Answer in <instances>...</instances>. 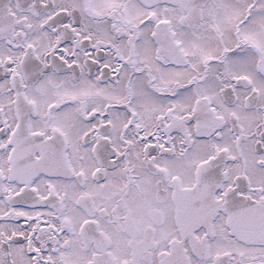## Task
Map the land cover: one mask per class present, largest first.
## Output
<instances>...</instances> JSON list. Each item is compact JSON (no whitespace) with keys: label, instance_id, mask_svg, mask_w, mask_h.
Instances as JSON below:
<instances>
[{"label":"flooded vegetation","instance_id":"flooded-vegetation-1","mask_svg":"<svg viewBox=\"0 0 264 264\" xmlns=\"http://www.w3.org/2000/svg\"><path fill=\"white\" fill-rule=\"evenodd\" d=\"M264 262V0H0V264Z\"/></svg>","mask_w":264,"mask_h":264},{"label":"water","instance_id":"water-1","mask_svg":"<svg viewBox=\"0 0 264 264\" xmlns=\"http://www.w3.org/2000/svg\"><path fill=\"white\" fill-rule=\"evenodd\" d=\"M142 1L145 2V3L150 4V3H157V2H159V1H161V0H142ZM171 1H174V0H171ZM249 264H264V262H260V263H257V262H250Z\"/></svg>","mask_w":264,"mask_h":264}]
</instances>
